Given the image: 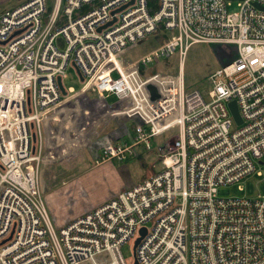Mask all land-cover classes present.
I'll return each mask as SVG.
<instances>
[{
  "label": "built area",
  "instance_id": "built-area-1",
  "mask_svg": "<svg viewBox=\"0 0 264 264\" xmlns=\"http://www.w3.org/2000/svg\"><path fill=\"white\" fill-rule=\"evenodd\" d=\"M256 5L264 9V0H156L150 12L148 0H56L48 11L45 0H27L2 13L0 264H264V188L255 197L217 195L254 174L264 179V10ZM159 28L166 43L122 61ZM194 44L235 53L210 75L205 93L187 91L181 72ZM175 52L179 74L143 73L152 58ZM71 63L83 77L78 91L63 86ZM89 93L104 103L82 107L77 100ZM111 96L129 105L111 108ZM103 111L134 128L132 144L102 142V161L136 158L137 145L176 135L161 152L160 172L56 228L40 168L90 147ZM128 242L130 263L121 254Z\"/></svg>",
  "mask_w": 264,
  "mask_h": 264
},
{
  "label": "rangeland",
  "instance_id": "rangeland-1",
  "mask_svg": "<svg viewBox=\"0 0 264 264\" xmlns=\"http://www.w3.org/2000/svg\"><path fill=\"white\" fill-rule=\"evenodd\" d=\"M27 0H0V16L3 12L8 9L18 6L20 3ZM48 10H52L56 0H45ZM65 0H62L64 5ZM156 5V3H155ZM234 9V6L231 8ZM160 41L157 39L156 35L147 36L136 46H129L125 50V54L122 61L133 62L138 60L153 50L160 46ZM228 49V50H227ZM235 53L222 46H212L208 44H194L186 52L183 61L181 63V72L184 78V85L187 91L191 92L194 90H199L205 93L209 89V77L223 64L229 63L234 58ZM69 65L66 70V76L63 79V86L65 89L72 87L74 90L78 91L82 87V83L76 76L75 71ZM180 63L178 59V53L175 52L168 58L156 59L152 58V62L146 66H141L143 73L147 76L153 74H162L174 76L180 71ZM115 76V75H114ZM74 98V97H72ZM71 98V99H72ZM97 97L89 93L87 97H79L77 102L82 107L94 108L93 105H99L102 102L101 99H96ZM88 100V101H87ZM118 103V104H117ZM106 104L111 108L127 107L129 104L127 102H118L113 96L107 98ZM103 113L106 116L107 113ZM111 113L107 114V119L101 123L97 130V138L95 142L88 148L82 149L76 152L72 156H66L55 162L45 163L40 168V180L43 182L44 186L50 188L49 185H53L54 181L47 172H42V168L45 165L56 164L63 160L76 159L79 155H86L100 162L102 159L101 155L97 156L94 151L99 148L103 141L107 140L116 145L120 144H132L133 143V128L134 122L128 119L126 116L121 115L117 117H111ZM93 116L96 118V114ZM103 116L98 117L101 119ZM176 135L175 131H168L163 133L149 141V146L146 148L144 144H139L135 147V152L137 154L136 158L128 159L127 161H118L117 159L111 160V164L115 168V173L122 182H132L133 184H139L144 179H147L149 175L158 173L162 170V164L160 160L161 152L165 150V145L172 140ZM96 164V163H95ZM107 180L98 178L94 182V187L87 193L82 194L78 198V202L74 207H63L60 208L59 214L62 217H66L72 214L74 208H84L90 204L100 200L105 192H107ZM239 187L241 190L239 191ZM130 188V187H128ZM123 188L122 190L128 189ZM264 179L257 177L255 174L246 178L243 182L234 185H227L219 187L217 190V195L220 198H236V197H255L257 194L263 192ZM43 190V189H42ZM120 190V191H122ZM119 191V192H120ZM44 193V191H43ZM81 199V200H80ZM57 207V206H55ZM57 210H59L57 208ZM121 254L123 258L130 263L133 261V244L126 243L121 247Z\"/></svg>",
  "mask_w": 264,
  "mask_h": 264
},
{
  "label": "crops",
  "instance_id": "crops-1",
  "mask_svg": "<svg viewBox=\"0 0 264 264\" xmlns=\"http://www.w3.org/2000/svg\"><path fill=\"white\" fill-rule=\"evenodd\" d=\"M60 115H64V117L67 118V114L64 112H61ZM103 117H105V115ZM97 121H95L93 125H95ZM99 126L100 125H98V127ZM61 133L65 135V132L63 130L61 131ZM94 153L97 152L94 151ZM94 159L97 160L95 157ZM94 159H92L90 155H79L76 159L59 161L56 164L45 165L42 168L41 175L42 172H47L48 175L51 176L50 179L54 181L53 185H49L50 188H48V186L46 188L41 180L40 185L41 190L43 189L42 191H44L43 195L45 206L52 219L53 225L56 228L62 227L63 225L74 221L86 212L99 207L100 205L110 200L117 193H119V191L123 188H128L136 185L132 182H122L116 175L115 168L110 161L97 162ZM151 175H149V177ZM97 178L98 181L102 178L108 181L107 192H105L104 196L100 200L90 204L89 206H86L84 208H74L71 215L62 217L58 212L60 211V208H62V206L74 207V205H76L79 201L78 198L82 194L87 193L88 191L93 189L94 182ZM57 208L59 210H57Z\"/></svg>",
  "mask_w": 264,
  "mask_h": 264
},
{
  "label": "water",
  "instance_id": "water-1",
  "mask_svg": "<svg viewBox=\"0 0 264 264\" xmlns=\"http://www.w3.org/2000/svg\"><path fill=\"white\" fill-rule=\"evenodd\" d=\"M256 8L264 10L263 8H261V7L257 6V5H256ZM122 9H124V7L118 9L116 12H113V14L119 12ZM110 24H112V22ZM71 66H72V69L75 71L76 76L79 78L80 82L82 83L83 82V77H82L78 67L75 65V63H71ZM57 86H58L61 94L62 95H66V92H65V90H64V88L62 86L60 78L57 79ZM147 90H148V92L150 94L151 100H156L158 98L157 90L153 86H151V85L147 86ZM228 108L230 110V113H231L232 118L235 121V123L237 125H240L241 124V118H240V116L238 114V110H237L235 102L229 103ZM32 141L35 142V136L34 135H32ZM145 233H146V230L144 228H142L140 230V232H139V235H140L139 238H137L135 240V242H134V250H135L136 246L138 245V243L140 242V240L142 239V237L145 235ZM133 264H137V262L134 261Z\"/></svg>",
  "mask_w": 264,
  "mask_h": 264
},
{
  "label": "trees",
  "instance_id": "trees-1",
  "mask_svg": "<svg viewBox=\"0 0 264 264\" xmlns=\"http://www.w3.org/2000/svg\"><path fill=\"white\" fill-rule=\"evenodd\" d=\"M155 3H156V0H148V6H149L150 12L152 11V8L155 7ZM48 11H50V10H48ZM155 35L161 43L160 46L163 45L164 43H166L168 40L167 35L162 32V28H159ZM93 106H95V105H93Z\"/></svg>",
  "mask_w": 264,
  "mask_h": 264
}]
</instances>
